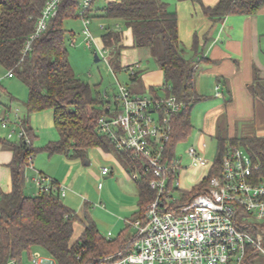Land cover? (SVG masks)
<instances>
[{"label":"trees","instance_id":"trees-1","mask_svg":"<svg viewBox=\"0 0 264 264\" xmlns=\"http://www.w3.org/2000/svg\"><path fill=\"white\" fill-rule=\"evenodd\" d=\"M43 7V0H0V65L8 72L12 71L14 77L28 88L27 115L53 110L59 134L58 141L41 149L32 143L27 145L23 140L8 144L14 152L10 164L12 190L9 193L0 190V264H8L12 260L23 264L25 253L30 257L31 251L39 247L57 264H98L102 258L126 248L131 240H106L93 222H82L75 211L64 204L58 192L27 195L26 172L30 159L45 152L50 156L63 155L85 162L92 149L101 148L116 153L130 173L136 170L141 173V179L137 181L140 197L138 217L154 201L156 193L149 186L151 175L145 172L143 163L130 152H120L111 139L101 133L99 122L105 114V101L72 69L65 43L69 34L65 23L69 19H81L78 0H63L48 30L33 41L31 50L25 52V45L35 30ZM263 7L264 0H220L216 7L206 9V13L211 19L220 21L234 14L253 15ZM95 9L97 15L101 13L92 17L91 10V23L92 18L98 17L123 23L127 30L132 31L133 48L147 51L163 72L162 88L170 86L171 93L186 104V109L173 120L169 153L176 157V145L187 140L192 132V111L204 99L195 90L196 61L195 57L187 56L180 40L177 14L160 0H122L107 3L103 8L95 5ZM102 28H105L102 42L103 47L109 50V65L112 69H121L122 54L127 49L124 32L118 24ZM140 73L130 75L131 80L136 82ZM152 92L157 93L155 89ZM22 120L32 139L27 118ZM229 145L244 147L261 165L259 176H264V137L218 138L220 153H224ZM217 173L215 166L191 192L174 188L180 191L179 204L188 203L205 192L210 178ZM78 221L83 225V231L78 240L73 241ZM260 227L264 228V225ZM247 264H256V260H249Z\"/></svg>","mask_w":264,"mask_h":264},{"label":"built area","instance_id":"built-area-1","mask_svg":"<svg viewBox=\"0 0 264 264\" xmlns=\"http://www.w3.org/2000/svg\"><path fill=\"white\" fill-rule=\"evenodd\" d=\"M44 7L35 30L28 38L25 52L31 50L34 40L40 38L58 15L63 0H43ZM122 0H78L79 14L83 23L86 45L92 47L96 39L92 35L90 11L99 2L119 3ZM103 27V26H102ZM109 50L99 47L95 51L108 62ZM109 63V62H108ZM141 63L128 65L130 75L140 72ZM14 77L12 71L7 74ZM119 93L112 103L104 104L105 114L99 128L108 136L120 152H130L143 163L151 175L150 188L156 193L154 201L144 214L126 223L135 230L132 242L117 253L104 257L98 264H247L261 256L264 261V176H259L261 165L242 146L229 145L220 160L213 162L203 158L195 147L188 155L191 166L211 164L218 173L209 180L207 190L188 203L181 200L180 160L170 155L169 146L174 132V117L186 109V104L171 93V87L161 89L163 96H143L119 83ZM216 96H221L216 87ZM0 111V124L9 129V138L15 135L27 145L32 141L24 127L19 109L14 112ZM218 162V165L216 163ZM32 159L28 168H32ZM111 173L110 167L101 171L104 179ZM130 177L139 181L136 170ZM38 195L44 191L60 193L65 197L67 189L44 175L32 179ZM172 185V188H170ZM103 188V182L98 185ZM101 206V205H97ZM259 228V229H258ZM255 231V232H254ZM112 233L107 239H112ZM256 258H253L255 257ZM31 264H57L52 257L31 255ZM8 264H20L16 260Z\"/></svg>","mask_w":264,"mask_h":264},{"label":"crops","instance_id":"crops-1","mask_svg":"<svg viewBox=\"0 0 264 264\" xmlns=\"http://www.w3.org/2000/svg\"><path fill=\"white\" fill-rule=\"evenodd\" d=\"M160 1L177 14L180 40L187 50V56L195 57V90L204 98L196 107L203 120L202 132L214 137L217 147L219 137H264V7L253 15L234 14L215 21L207 15L206 9L216 7L220 0ZM128 33L130 39L126 41V47L133 48L132 31L128 30ZM160 76L155 80L150 74L140 75L134 82L136 89H131L132 92L159 94L157 89L161 90L164 85L162 71ZM218 86L221 96L215 95ZM152 89L157 93H153ZM5 99L10 103L9 107L6 106ZM16 104L18 103L13 96L0 86V111L11 112L14 117L15 110L12 108ZM23 113V118L21 112L20 116L22 119L27 118L34 147L39 146L41 149L59 140L53 110L35 112L28 116L25 109ZM9 132L10 128H4L0 124V190L5 193L12 190L10 164L14 159V152L8 144L16 142L9 138ZM45 133H50V136L43 140L41 134ZM203 147L206 148V143ZM218 153L219 150L216 158ZM31 165L32 168H27L28 172L31 171V178L27 177V181L32 184L31 195H38V188L32 179L39 174L44 175L67 189L66 196L63 197L67 202H63L74 211L70 195L75 193V187L81 181L94 180L97 191L95 207L98 211L90 213V202L84 199L86 214L80 217L77 211L75 213L82 222H93L106 240L107 235L112 233L109 241L132 242L135 230L126 220H135L139 215V190L137 181L130 177L131 173L116 153L94 148L85 162L63 155H48L47 159L43 156L33 158ZM104 167H110L111 173L103 179L101 171ZM191 168L194 169L193 166ZM191 168L182 170L180 181L182 175ZM195 168L200 170V167ZM100 182H103L102 189L98 188ZM180 191H186L182 184Z\"/></svg>","mask_w":264,"mask_h":264},{"label":"rangeland","instance_id":"rangeland-1","mask_svg":"<svg viewBox=\"0 0 264 264\" xmlns=\"http://www.w3.org/2000/svg\"><path fill=\"white\" fill-rule=\"evenodd\" d=\"M104 6V2L97 3V8H103ZM96 10L97 9H93L92 17L97 15ZM100 13L98 15H100ZM113 24L114 26L118 24L121 30L124 32L126 44V41L130 39V34L128 33V30L123 25V23H121L120 21H112L102 17L92 18V23L90 25L92 35L96 39L97 44L93 43L92 47L86 45L85 36L83 35L84 26L80 18L69 19L66 21L65 26L69 31V34L66 36L65 43L68 47L70 63L76 76L83 82L88 83L94 89L96 95L101 96L102 100L105 101V104L110 102L114 107L115 96H117L119 93L117 80L122 85L127 86L134 91L136 89L134 82L130 78V73L125 69L128 65L134 64L135 62H140V75L142 76L150 74L153 78H155V80L161 78V70L155 60L149 55L147 51L137 50L129 46H127L128 48L122 54L121 69H112L109 63L106 62L102 57H100V62H95V51L98 50V46H103L102 35L105 33V28H102V26L107 27ZM105 56L107 58L109 57V54L106 53ZM7 74L8 70L0 65V86L4 87L9 92V94L13 96L15 101H17L18 104L13 105L12 109L16 110V108H18L23 118V115H25L23 111L26 109V104L29 98L28 88L18 77L15 76L14 78L10 79L7 77ZM157 90L159 96L164 95L160 89ZM138 94L143 96L152 95V93L149 92H142ZM4 102L7 107L10 106L8 100L6 101L5 99ZM197 105L194 107L191 114L194 127L190 136L187 140L181 141L176 145V156L180 160L181 167H183V169L192 167L191 159L188 155V150L191 146L195 147L198 153L209 162H213L215 160L218 152L215 138L211 137L206 132H202L203 124L201 121L203 120L201 116L198 115L200 114V112L198 111V109H196ZM49 136L50 133H48L47 135L46 133L41 134V139L46 140L47 137L49 138ZM13 140L16 142L20 141L17 135L14 136ZM204 143H206V148L203 147ZM36 147L38 148L39 146ZM38 156L39 158L40 156H43L45 159L48 158V155L44 152L36 154L34 158ZM40 161H42V158L40 159ZM211 167L212 165L208 164L204 165V167L202 168L200 167V170L196 169L195 167L194 169L191 168L187 170V172L182 175L180 186L182 184L184 190H186L187 192H191L196 186H199L210 175ZM88 170L89 172H91L90 167H88ZM30 173L31 171H27L26 177L31 178ZM31 187L32 184L27 181L26 193L28 195H31ZM201 190H203V187L201 188ZM70 197L73 199V209H75V211L79 213L80 217H83L84 214H86L85 212H87L85 211L87 210V208L84 199H87V201L90 202L89 205L91 208H89L88 210L90 211V213H96V211H98V208L95 207V204L97 203V191L94 180L89 179L87 180V182L81 181L75 187V193L71 194ZM62 200L64 202H67L66 198ZM82 231L83 225H81L78 221V223H76L73 241L78 240ZM38 254L40 255V257H49V254L40 247L34 248L31 251V255ZM23 264H31L29 255L27 253H25L23 257ZM256 264H264L263 258L261 256H258L256 258Z\"/></svg>","mask_w":264,"mask_h":264},{"label":"water","instance_id":"water-1","mask_svg":"<svg viewBox=\"0 0 264 264\" xmlns=\"http://www.w3.org/2000/svg\"><path fill=\"white\" fill-rule=\"evenodd\" d=\"M94 60H95V62H100V58H99L98 54L94 55ZM220 158H221V155L219 154L218 155V160H220ZM87 164H88V162H87Z\"/></svg>","mask_w":264,"mask_h":264}]
</instances>
